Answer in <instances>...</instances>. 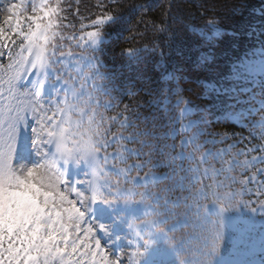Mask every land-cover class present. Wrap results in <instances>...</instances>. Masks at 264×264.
Listing matches in <instances>:
<instances>
[{
    "label": "snow or ice",
    "instance_id": "6c2138e0",
    "mask_svg": "<svg viewBox=\"0 0 264 264\" xmlns=\"http://www.w3.org/2000/svg\"><path fill=\"white\" fill-rule=\"evenodd\" d=\"M99 7L102 9L100 14L91 20V27L95 30L87 32L86 37H80V40L85 41L84 47L91 48L93 52L97 51L95 45L103 34V26L115 15L105 0H100ZM27 11L28 5L24 0L20 3L7 0L0 7V13L3 14V24H0V60L7 57L8 61L6 65L0 63V264H125L120 256L109 260L111 248L107 244L102 245L99 233H103L108 240L112 239V234H109L108 225L97 222L95 214L98 205L111 206L117 202L133 208V205H144L147 209L144 212L147 235L145 237L136 233L138 239H143V252L137 246V256L143 257L159 237L175 248L178 242L169 233L174 234L188 225L177 216L170 226L169 220L173 213L168 207L169 200L164 198L161 205L158 195L147 190L149 178L153 184L156 183L155 174L140 176L137 171L135 177L125 175L123 181L117 180L115 184L72 179L68 167L70 164H84L95 169L101 159L107 161V149L117 139L148 147L149 157L152 156L154 145H150L147 139L136 140L133 135L110 139L111 128L107 125L114 124L119 117L106 120L99 109L111 105H102L86 92L85 85L79 83L82 73L72 75L67 68L61 67L68 57L58 42L64 37L56 31L59 27V3L52 5L49 0H39V3L31 4V15H26ZM160 24L161 27L157 29L153 23V30L160 34L167 33L165 20L162 19ZM76 47L81 45L78 43ZM92 67L95 71L85 81L97 77L104 79L98 71V65ZM248 71L264 74V61ZM29 76L34 77L31 87L21 95L18 82ZM236 78H240L239 74ZM47 84L51 85L55 97L46 100L44 89ZM92 87L97 86L93 84ZM103 94L108 93L105 91ZM177 103L185 101L178 98ZM183 111L181 109V113ZM29 116L37 125L31 129L30 144L35 160L21 162L20 134L22 128L29 126ZM129 126L136 127L134 123ZM139 135L148 138L151 133L143 131ZM261 137L264 138V134ZM227 139L223 137L220 143H225ZM189 142L182 141L181 146ZM69 143L71 149L66 148ZM172 147L175 150V146ZM250 151L264 153V147L257 145ZM132 154L137 158L141 155L139 150ZM247 154L237 152L236 156ZM209 155L215 158L221 154ZM188 159L195 161L196 158L190 154ZM254 162L264 164V155L246 161L249 165H254ZM149 163L151 160L131 165L129 171L142 170ZM203 163H207L206 158H202L195 167L184 168L181 164L173 168L172 185L167 191L171 192L178 184L183 185L185 182L190 186L200 184L202 178L208 175L207 170L202 173L199 171V164ZM230 164L233 168L238 166L235 157ZM257 174L264 176V168H260ZM136 180H140L141 184L135 185ZM232 182H235L234 178ZM246 183H253V177H249ZM128 184L134 185L136 190L125 186ZM77 185L82 187L78 188ZM225 186L222 181L204 183L196 190V195L218 203L223 212L236 195L224 193ZM139 188L145 191L139 192ZM137 194L141 199L134 201L132 198ZM70 196L73 198L70 199ZM186 220L187 216L184 217ZM214 252L215 248L205 253L204 264H212L208 257ZM136 264H142V261L137 260Z\"/></svg>",
    "mask_w": 264,
    "mask_h": 264
},
{
    "label": "trees",
    "instance_id": "16d2710c",
    "mask_svg": "<svg viewBox=\"0 0 264 264\" xmlns=\"http://www.w3.org/2000/svg\"><path fill=\"white\" fill-rule=\"evenodd\" d=\"M105 2L110 5V10L115 15L103 26L101 37L105 41L102 49L95 52L80 51L74 46L75 41L66 39L65 35L76 36L87 31L91 20L102 10L99 7L100 0H51L50 4L59 3L60 6L59 27L56 31L64 37L58 41L63 51L73 49L75 54H84L91 65H98L94 62L98 56L105 64L106 69L98 65V71L104 79L97 77L93 81L99 87L95 100L102 105L104 103L111 105L108 108L101 107L99 111L106 120L119 117L114 124L107 125L111 128L110 139L121 135L124 137L133 135L136 140L147 139L149 142L150 137L145 138L139 133L153 131L157 144L165 147L161 152L158 147H154L152 156L149 157L147 154L144 155L145 151H149L148 147L140 143H129L126 139H117L113 146L121 147L126 144L132 149L127 156L128 162L143 164L151 160V163L143 168L144 171L160 173L170 169L169 162H172L175 150L171 146L163 145L166 144L164 139L170 128L168 119H164L162 111L158 109L163 93H166L172 102L180 98L189 103L196 111L195 119L199 124L209 126L213 132L228 137L226 140L228 143L237 140L235 133L240 129L228 122L226 111L229 108L228 104H233L238 95L229 93V89L231 86H242L240 81L233 78L238 74L241 78L242 69L237 66V62L250 57L257 47H264V0H105ZM162 19L168 25L165 34H160L152 28L153 23L157 29L160 28ZM210 24L219 29L218 36L206 38L198 34L199 29L211 31ZM142 48L145 49L140 50ZM133 50L140 52L137 55H126ZM80 64L76 62L74 65L81 67ZM61 67L67 68L73 75L71 67L67 65ZM94 71L92 67L91 75ZM167 73L171 75V80L167 78ZM204 83L217 85L225 89V92L219 94L208 92ZM105 91L107 95L103 94ZM147 115L153 117V123L146 119ZM133 123L136 125L135 128L129 126ZM113 146L109 147L107 152ZM239 148H242V145ZM136 150L141 153L139 158L132 154ZM103 154L102 152L101 155ZM235 156L236 150L231 157ZM165 164L168 166H164ZM249 171L250 169L245 167H235L233 169L235 182L226 180V189L233 190L236 194L227 208L235 213L241 211L246 200L241 190ZM136 173L133 171L131 174ZM171 185L172 182L165 180L150 189L157 195L165 193L167 197H172V194H175L181 200L192 201L195 213L181 204L177 206L169 202L168 207L173 213L169 224L178 216L188 225L169 235H174L175 240L181 244L188 238V244L185 249L177 250L167 243L165 249L176 251L172 264H185L186 261L204 264L205 253L213 248L212 238L215 234L212 225L203 228L201 223L206 201L196 195L195 188L191 191L189 188L186 189L187 182L184 183V187L177 186L175 190L169 192L166 189ZM262 201L263 199H260L259 203ZM196 216L198 220L195 219ZM245 231L241 245H232L240 264H250L253 243L260 235L259 227ZM208 259L213 264V257Z\"/></svg>",
    "mask_w": 264,
    "mask_h": 264
},
{
    "label": "rangeland",
    "instance_id": "374dc122",
    "mask_svg": "<svg viewBox=\"0 0 264 264\" xmlns=\"http://www.w3.org/2000/svg\"><path fill=\"white\" fill-rule=\"evenodd\" d=\"M7 0H0V7H3L6 4ZM12 2L20 3L21 0H12ZM24 2L28 5V11L25 13L26 15H31V4L33 2L39 3V0H24ZM0 24H3V14L0 13ZM6 27V26H5ZM209 28L211 31H205V30H198L197 32L200 35L206 36L207 38L211 36H217L219 34V29L213 25L210 24ZM91 31H94L91 30ZM89 32V31H88ZM87 33V32H86ZM86 33L83 35L86 37ZM82 36V35H81ZM80 36V37H81ZM101 40L97 42L95 47H97L100 44ZM84 45L85 41L78 40L77 44ZM3 64H7V57L3 58L1 60ZM31 76L24 77L18 82V91L22 95L25 91V89L31 87L30 82ZM209 88L212 92H218L220 88H217L216 86L209 85ZM44 95L45 99L54 98L55 93L51 89V85L47 86L44 89ZM36 122L29 116V126L27 128L21 129L20 134V140H19V158L21 162H32L35 160V155L32 152V149L30 147L31 144V129L32 127H36ZM188 127V122H184L182 129L183 132L186 131V128ZM72 145L69 143L66 145V148L71 149ZM47 149H45L46 151ZM107 159V161L100 162V168L97 167L92 170L93 173L92 177H87L85 173L86 166L84 164H81L79 166L75 164H70L69 170L70 174L72 175V179L75 180H92L94 183H104L105 181L115 184L118 180L117 176L124 175V171L122 166V163L118 160ZM198 158L196 157V160L193 161V163H188L186 167H195L198 163ZM179 166V165H178ZM264 168V167H262ZM207 170L205 165L199 164V171L200 173ZM223 171L228 175L231 176L229 171L230 167L223 168ZM256 173H252L254 175L253 177V183H246L250 175L246 178L244 183V192L249 195H254L259 197L261 194H263L264 191V183L261 181H264V176L258 175ZM199 174V173H198ZM97 176L102 177V179H96ZM215 184L216 182L212 181L210 177L207 175V177L202 178L200 184H198V189L204 184ZM78 188L82 187V185H77ZM70 199L73 198V196L69 197ZM134 200V197L132 198ZM253 200H255L253 198ZM135 201V200H134ZM208 205H215L212 203L213 201L211 199L207 200ZM255 201H253L254 203ZM218 206H215V212L212 214H207L205 216L204 222H213V224L217 227L220 235V240L216 241V244L218 246V256L216 260V264H226V260H232L230 261V264H237L234 259L232 258L233 251L231 249V245L229 244L233 242H238L241 235L243 234L242 227H248L251 225V221L248 220V218L245 215L234 217L231 212L229 211H220L219 204ZM134 207L136 205H133ZM114 209H118L120 211H124L121 214L115 215L113 212ZM144 212L147 210L145 207L143 208ZM134 210L131 206H126L123 202H117L116 204H113L111 206H104V205H98L96 208V216H97V222H103L106 225H108L109 228V234H112V239L108 240L107 237H104L103 233H99V236L102 240V245L107 244L111 248V252L108 253L109 260H115L117 256H120L121 259L125 261V264H136L137 260H141L142 264H168L167 255H163L161 252H158L160 250L158 249L159 243L163 240V237H159L156 240V243L152 245L145 255L143 257L137 256V246H139V251L143 252V239H138L136 236V233L139 232L141 236L147 235V226L144 223V220L146 217L143 214L142 220L139 219V221L134 222L137 220V218L132 217L134 213L132 211ZM264 214V207H262L260 210L256 212V214ZM244 214V212H243ZM145 217V219H144ZM256 220V218H255ZM264 234V231H263ZM119 236L120 239H116V237ZM157 250L155 253L154 251ZM254 254L256 256L255 262L253 264H264V235L263 237L256 243L255 245V251Z\"/></svg>",
    "mask_w": 264,
    "mask_h": 264
}]
</instances>
